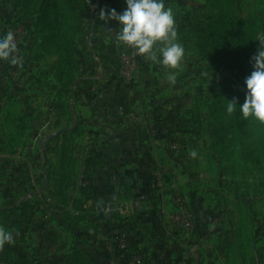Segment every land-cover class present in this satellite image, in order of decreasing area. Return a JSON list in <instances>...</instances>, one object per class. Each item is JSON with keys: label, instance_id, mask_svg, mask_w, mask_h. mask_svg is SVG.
Masks as SVG:
<instances>
[{"label": "crops", "instance_id": "1", "mask_svg": "<svg viewBox=\"0 0 264 264\" xmlns=\"http://www.w3.org/2000/svg\"><path fill=\"white\" fill-rule=\"evenodd\" d=\"M90 1L93 10L92 24L89 31L83 32L77 39L74 71L77 82L72 89L70 111L62 106L63 102L58 98V108H55L53 113L45 112L42 116L44 122L34 131L30 152L33 156L46 154V162H42L38 169L42 181L40 192L37 195L35 193L25 194L23 188L14 186L12 194L8 196L4 190L5 182H0V227L11 231L14 237L18 236L21 229L16 222L21 220L20 212L11 210V208L25 204L26 214L33 218L31 224L33 236L32 234L31 236L34 248L39 253L34 261L30 255H24L23 258L15 260L17 261L15 263L11 255H6L8 246L6 244L0 249V264H69L76 248L83 255L89 256L91 260L96 259L98 255L96 251L101 253L102 249L97 245L94 247V241L90 246L91 242H88V238L82 235L85 230H88L90 234H95L96 230L92 224L99 225L110 216H118L117 221L114 218L111 219L112 223L127 224L133 223L139 214L146 221L145 227L154 235L164 232L169 227L164 225L167 220L166 210L161 209L157 193L159 188L155 185V179L152 180L156 171L154 169L156 161L153 160V156L155 158L157 154L158 157L160 153L170 152L176 147L180 152H184L195 150L201 145L204 129L199 128L207 122L209 114L207 104L212 98L205 96L203 101L196 100L193 106L192 102H186V105L191 104V108L187 107L184 112L177 111L178 114L175 115L167 107L174 101L172 96L176 92L183 99L181 92H186V82L188 87L190 84L189 79L186 81L185 77L192 75L195 72L194 67L197 66L193 64L195 56L191 57L195 52L192 51L191 54V49L187 50L186 46L178 40L185 49V56L178 70L168 69L144 57L139 75L129 86L118 79L117 68L118 59L122 53L130 51L131 48L115 40L114 36L119 29V24L114 20L102 19L100 15L102 11L107 14L113 9L118 14L122 13L126 9V0ZM261 4L263 7L264 0H259V5ZM169 71L177 73L175 84L170 83L169 80V83H164L161 79V77L168 76ZM182 73L185 76H181ZM80 88L82 92H79ZM173 88L175 91H171ZM89 89L92 93L87 92ZM101 91L105 96L103 101L97 100L96 97ZM88 93L92 95L94 102L91 103L88 100L91 97ZM16 120L20 121L21 118L18 117ZM63 130H70L71 149L75 160L73 182L66 192V197L61 193L58 185L61 141L54 140V137ZM19 132H9L6 136H15L20 134ZM22 136L20 134V140L11 143L12 145H8L7 140V149L0 147V159L7 156L16 159L17 155L13 154L28 152L17 148L22 145ZM24 136L27 137V134ZM186 138L189 140L194 138L193 141H189L191 145H185L187 143L183 139ZM90 149L94 152L102 149L107 154L103 155L104 158L99 157L97 152L92 155L89 152ZM172 160L170 159L171 171L177 174V180L183 181L184 185L197 183L200 178L210 182L214 179L208 175L206 169L203 174L200 173V176L190 173L178 175L177 170L173 168L179 167L180 163L175 157ZM191 165L201 168L198 163L189 161L186 165L187 169ZM87 167L93 169L92 192L89 196L80 186ZM135 174L139 178L137 182ZM222 178L231 185V179L226 176ZM142 179L145 180L141 181ZM262 181L264 182V178ZM168 183L173 186L178 185V182H172L170 179L163 180V191L166 195L172 189ZM262 193L264 194V190H258L253 198L261 196ZM66 198L70 200V203L73 202L87 211V222L83 221L78 225L68 224L69 219L66 212L68 208L65 209ZM44 224L47 225V229L41 233L40 227ZM237 231L238 222L236 237L228 236L225 244L227 247L232 242L239 251L241 240ZM178 234L177 230L171 233L173 241L178 240ZM95 235L97 241H103L104 237L100 233ZM252 235L254 239L260 237H257L255 233ZM28 237L27 241L31 238ZM131 238L136 244L137 237L134 233ZM15 241L18 242L14 239L13 244L16 243ZM29 246H31L30 243ZM149 247V241L146 239L135 245L134 250L142 251ZM92 261L97 264L98 259ZM106 263V261L103 262V264Z\"/></svg>", "mask_w": 264, "mask_h": 264}, {"label": "rangeland", "instance_id": "2", "mask_svg": "<svg viewBox=\"0 0 264 264\" xmlns=\"http://www.w3.org/2000/svg\"><path fill=\"white\" fill-rule=\"evenodd\" d=\"M228 1L231 9L237 12V16L248 24L244 29V35L256 55L261 49L258 39L264 35V6L259 5V0ZM165 4L173 9L177 30L183 17L189 13L194 18L211 25L219 17L222 0H165ZM229 6L226 10H229ZM37 16L38 14L36 15L34 11H29L23 6L22 0H0V36L8 31L14 34L16 45L14 58L18 61L17 64L11 63L10 60L0 61V147L7 149V140L9 141L8 145L18 142L21 134L23 135L21 137L22 145L17 148L28 151L13 154L17 155L16 159L9 156L0 159V182H5L4 190L8 196L12 194L14 186L23 188L25 194L36 193L41 189L42 181L38 169L42 164V156L41 154L33 156L30 152L32 140L34 131L40 128L44 122L43 114L45 112L53 113L54 109L58 108L60 96V86L56 74L58 58L40 55L42 33L36 24ZM185 48L191 49V54L192 51L195 52L191 57L195 56L192 59L193 64L197 66L194 67L195 72L189 75L190 77H185L186 81L189 79L190 84L188 87L186 82V92H181L183 99L176 94L177 92L174 95L170 94L173 95L174 101L167 107L171 109L173 115L178 114L177 111L184 112L187 107L191 108V104L193 106L196 100L203 101L205 96L215 97L217 91L223 87L221 84H226L230 77L226 63L219 62L210 65L196 51L192 50V46ZM143 60L144 57L137 54L134 49L123 52L118 59V79L130 86L139 75ZM181 76H185V74L182 73ZM161 79L164 83H169L167 76L161 77ZM96 90L98 91V89ZM171 91H175V89L173 88ZM79 92H82L81 88ZM87 92L92 93L90 89ZM70 93L65 92L64 94L67 96L71 95ZM90 93L88 95L91 97L88 100L92 103L94 101ZM96 97L97 100L103 101L104 92H99ZM199 98L201 99L199 100ZM186 102L192 103L186 105ZM18 117L21 118L20 121L16 120ZM13 118L14 120H12ZM203 124L199 129H204V133L201 137V145L197 149L180 152L175 146L176 148L170 152L160 153L159 158L155 154L157 160L153 156L157 166L159 164L163 166L161 188L157 193L161 209L166 210L167 220L163 223L170 228L166 226L167 241L169 244L174 243L171 233L177 230L179 237L176 242L182 249L180 253H173L171 259L174 264H186L187 262L190 264H253L252 262L244 263L241 255L237 260L235 251L228 249L225 241L228 236L236 237V226L240 220V213L246 219L248 227H251V232L255 233L257 237L261 235V231H264L262 229L264 227V194L253 198L251 194H248L246 184H244V191L237 193L232 184V173L227 166L222 164L220 155L213 151L215 141L210 135L209 122ZM14 131H20V134L6 136L7 133ZM26 134L27 137L24 136ZM183 140L187 143L185 145H191L189 141H193L194 138ZM192 151L196 152L195 157L191 155ZM162 155H164L163 158ZM174 157L180 163L179 167L173 168V170H177L178 175L190 173L200 176V173L203 174L206 169L208 175L214 178L213 181H205L204 178H200L197 183L188 182L189 186L184 185L183 181L177 180V174L171 171L170 159L173 161ZM19 158L21 160L18 161ZM189 161L198 163L201 168L191 165L187 169L186 165ZM158 174L160 171L156 169L153 175L156 178ZM224 176L231 179V185L222 178ZM245 177L246 179L253 177L262 182L264 165L249 167ZM165 179L178 182V185L174 186L168 183L172 189L167 195L163 191V180L165 181ZM155 185H157L156 181ZM187 223L191 226L186 229L184 226ZM40 229L41 233L45 232L47 225L44 224ZM31 234L33 236V233ZM31 234L28 237H31L29 241L22 245L24 255H30L34 261L39 252L34 248ZM257 248L264 253V238L263 241L258 242ZM140 252L135 250L131 253L133 256Z\"/></svg>", "mask_w": 264, "mask_h": 264}, {"label": "trees", "instance_id": "3", "mask_svg": "<svg viewBox=\"0 0 264 264\" xmlns=\"http://www.w3.org/2000/svg\"><path fill=\"white\" fill-rule=\"evenodd\" d=\"M22 2L27 10L34 11L36 15L38 14L36 24L42 33L40 55H43V57L56 56L58 58L56 74L60 86L59 99L63 102L62 106L70 111L72 89L77 82L74 72L77 39L80 34L89 31L91 27L92 3L90 0H22ZM228 6L229 1L222 0L219 17L211 25L194 18L190 13L185 15L181 24L177 27V38L183 45L192 46V49L210 65L224 62L230 71L227 83L221 84L223 87L217 91L215 97L207 104L209 110L207 121L211 129L210 135L215 141L213 151L220 155L222 164L227 166L232 173L234 188L239 191L238 193H242L245 188L244 184H246L248 194L253 197L258 190H264V182H260L253 177H247L246 179L245 173L249 167L264 165V124L251 117L248 119L243 118L238 108L231 115L227 114L225 110L227 100L235 99L238 101V105L243 104L246 95L245 79L253 71L252 57L254 56L250 42L244 35V29L248 24L242 21L237 16V12L232 10L230 6L229 10H226ZM65 92H71V95L66 96ZM69 132L70 130H63L54 137V140L61 141V151L59 153L60 180H58V185L65 197L73 182L72 175L75 164ZM105 154L107 153L103 151V155ZM41 156L42 162L45 163L46 154L42 153ZM156 166L155 163L154 169H157ZM135 175L137 182L139 178L137 174ZM92 177L89 180L88 187L82 188L88 196L92 192ZM149 179L152 181L155 177L153 176L152 180L150 177ZM143 180L145 179L141 181ZM39 192L40 190L35 195ZM67 208L68 224L78 225L83 221L87 222V211L73 202L70 203L68 198L65 199V209L67 210ZM11 210L20 212L21 217V220L16 222V225L21 229V233L14 237L18 242L15 241V244L6 247V255H11L13 262L16 263L15 260L24 257L22 244L27 242L28 235L33 232V227L31 229L33 218L26 214L25 204L15 206ZM117 217L110 216L99 225L92 224L96 230L95 234L100 233L104 237L103 241H97L96 235L90 234L88 230L83 232L82 236L88 238V242H91L90 246L94 241V247L97 245L102 249L101 253L96 251L98 255L96 259L92 260L98 259L97 264H103L104 261L107 262L106 264H111L112 260L118 258L120 260L119 264H129V256L131 252L135 251L134 246L147 239L150 247L142 250L146 254L145 264H174L171 259L173 253H180L182 250L176 240L173 244H169L165 231L154 235L145 227L146 221L139 214L135 217L133 223L127 224L112 223L111 219L114 218L117 221ZM123 232L127 236L125 245L122 247L120 235ZM133 233L137 237L136 244L132 242ZM252 234L251 227H248L246 219L240 213L237 231V235L241 240L240 249L239 251L236 250L231 242L227 248L235 251L237 260L241 255L244 263L264 264V253L256 247L258 242L263 240L264 231L258 239H254ZM107 243H110L111 249H108ZM74 250L69 264H94L89 256L83 255L77 248Z\"/></svg>", "mask_w": 264, "mask_h": 264}, {"label": "clouds", "instance_id": "4", "mask_svg": "<svg viewBox=\"0 0 264 264\" xmlns=\"http://www.w3.org/2000/svg\"><path fill=\"white\" fill-rule=\"evenodd\" d=\"M102 19L114 20L119 29L114 38L118 43L134 49L137 54L162 64L168 69L178 70L185 56V49L178 42L176 20L173 9L167 7L165 0H126V9L117 13L101 12ZM258 41L261 49L252 57L253 71L245 79L246 95L242 105L237 100H227L226 112L231 115L239 109L243 118H254L264 124V35ZM16 45L14 34L8 31L0 36V61L14 58ZM177 73L169 71L167 79L175 84ZM191 155L196 156L192 151ZM14 243V234L0 227V249Z\"/></svg>", "mask_w": 264, "mask_h": 264}, {"label": "built area", "instance_id": "5", "mask_svg": "<svg viewBox=\"0 0 264 264\" xmlns=\"http://www.w3.org/2000/svg\"><path fill=\"white\" fill-rule=\"evenodd\" d=\"M97 152V155H99V157L103 156V150L102 149H98V150H95ZM90 154L94 155L96 154V152H94L93 149H90L89 150ZM162 165H158L157 166V170L160 171V174H158V176L155 178V181H156V187L157 188H161V179L163 177L162 173H161V170H162ZM92 172H93V169L92 168H89L88 170L86 169L84 175L82 176V179H81V184L80 186L84 189L85 187L87 188L88 185H89V180L91 179V176H92ZM191 225L189 223H187L184 227L187 229L189 228ZM126 236L127 234L125 232H123L121 235H120V242H121V246L123 247L125 245V239H126ZM108 249H111V245L110 243H107L106 244ZM115 255L117 256V254L115 253ZM111 264H119L120 263V260L118 258L112 260L110 262ZM146 263V254L144 253V251H141L140 253H137V254H133L132 256V253L130 254L129 256V264H145Z\"/></svg>", "mask_w": 264, "mask_h": 264}, {"label": "water", "instance_id": "6", "mask_svg": "<svg viewBox=\"0 0 264 264\" xmlns=\"http://www.w3.org/2000/svg\"><path fill=\"white\" fill-rule=\"evenodd\" d=\"M112 208H114V207H112Z\"/></svg>", "mask_w": 264, "mask_h": 264}]
</instances>
